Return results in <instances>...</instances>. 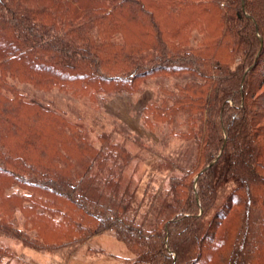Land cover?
Returning a JSON list of instances; mask_svg holds the SVG:
<instances>
[{
	"label": "trees",
	"instance_id": "1",
	"mask_svg": "<svg viewBox=\"0 0 264 264\" xmlns=\"http://www.w3.org/2000/svg\"><path fill=\"white\" fill-rule=\"evenodd\" d=\"M204 1L219 8V45H230L228 59L217 51L170 48L172 34L164 32L166 27L143 0H0L1 90L15 89L9 83L13 77L62 90L80 82L82 91L91 85L104 93H134L138 81L158 68L176 67V73L192 77L169 97L175 102L169 119L189 125L201 149L199 163L170 178L153 229L138 223L134 193L129 185L122 186L131 158L125 148L109 151L104 159L86 154L74 166L70 155L58 165L29 162L2 142L4 117L18 110L0 90V172L43 190L53 212L64 219L74 212L69 202L93 222L86 226L92 228L89 236L113 231L134 255L132 264H253L264 258V203H259L264 191V101L257 104L264 86V0ZM126 21L139 25L135 31L140 38L152 32L154 47L109 50L116 44H106L102 37L110 27L120 34ZM105 45L110 52L102 49ZM117 55L131 60V67L112 66L121 62ZM109 159L112 167L104 165ZM222 161L228 162L225 175L240 185L206 228L204 219L218 198L216 167ZM2 228L13 230L0 219ZM13 231L23 241L29 236Z\"/></svg>",
	"mask_w": 264,
	"mask_h": 264
},
{
	"label": "rangeland",
	"instance_id": "2",
	"mask_svg": "<svg viewBox=\"0 0 264 264\" xmlns=\"http://www.w3.org/2000/svg\"><path fill=\"white\" fill-rule=\"evenodd\" d=\"M143 1L154 9L157 19L166 27L164 32L172 34L169 43L170 48L175 46L173 50L217 51L225 59L230 56V45H219L222 35L218 28L219 8L209 1ZM121 26L120 34L113 33L115 31L110 27L109 33L102 37L106 44L110 41L116 44L109 50H148L156 44L152 32L143 38L138 36V24L126 21ZM102 49L107 51L108 48L105 45ZM117 58L121 62H114L112 66L131 67V60L118 55ZM168 69L151 70L138 81L139 88L134 93H104L91 85L82 91L80 82L70 83L69 89L62 90L13 77L9 83L15 89H0L4 97L13 101V107H17L13 110H18L5 115L1 125L5 128L2 129V142L29 162L49 164L55 161L58 165L64 155H70L73 166L86 154H97L104 159L109 151L115 154L119 148H125L131 158L123 171L122 186L129 185L134 193L132 205L138 212V223L153 229L170 178L196 166L201 151L189 125L181 119L176 122L169 119L171 105L175 103L169 97L174 93L177 95L192 77L186 72L176 73L180 72L176 67ZM263 92L264 86L261 95H257L258 105L264 101ZM0 112L4 113L1 106ZM88 160L94 161H85ZM111 162L109 159L104 165L112 167ZM227 164L222 161L216 167L218 198L204 219L206 228L216 209L240 185L236 178L225 175ZM97 171L95 169L94 173ZM17 178V175L10 178L0 172V219L11 224L13 230H21L29 236L23 241L15 231L0 229V264H70L72 261L73 264H85L103 262L109 255L118 260L125 259L119 256V247H128L113 231L89 236L92 228L88 227L93 224L89 218L72 209L69 202L66 204L74 211L68 213L72 222L69 217L62 218L53 212L43 190L17 182ZM260 194L259 203L262 204L264 191ZM78 218L81 224H78ZM76 238L81 239L75 242ZM36 241L57 248L40 249L35 245ZM260 246L264 253V241ZM131 253L124 264H132L134 255ZM253 264H264V258L257 257Z\"/></svg>",
	"mask_w": 264,
	"mask_h": 264
},
{
	"label": "crops",
	"instance_id": "3",
	"mask_svg": "<svg viewBox=\"0 0 264 264\" xmlns=\"http://www.w3.org/2000/svg\"><path fill=\"white\" fill-rule=\"evenodd\" d=\"M105 245H107V244H105ZM118 247H119V245H118ZM119 248H120V251H121L119 256L120 257H125V259L127 257V259H129L130 258L129 254L131 253V251L128 248H127L128 250L125 247L123 248L122 246H120ZM104 259L105 260L103 262L101 261V262H95V263L94 262H84V263L85 264H124V261H125L124 258H123L124 260H118L116 258L111 257L110 255L108 256V258H104ZM73 263L74 262L72 261L70 264H73Z\"/></svg>",
	"mask_w": 264,
	"mask_h": 264
}]
</instances>
